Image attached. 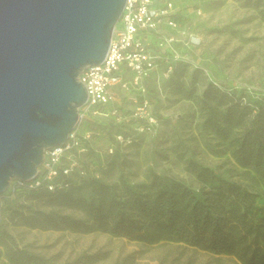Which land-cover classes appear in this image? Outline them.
Here are the masks:
<instances>
[{"label":"rangeland","instance_id":"obj_1","mask_svg":"<svg viewBox=\"0 0 264 264\" xmlns=\"http://www.w3.org/2000/svg\"><path fill=\"white\" fill-rule=\"evenodd\" d=\"M177 8L183 19L182 31L201 39L200 45L190 52L199 67L178 65L172 73L158 67L146 80L145 96L158 119L155 133L137 130L141 121L134 113L143 94L136 86L128 91L118 90L121 120L87 112L75 128L80 134L90 132L93 150L82 154L80 160L92 174L104 175L107 181L123 178L133 186L148 182L154 173L196 189L200 182L192 170L195 163L247 186L257 195V205L264 207L263 179L255 170L236 162L227 144L205 126L202 110L207 97H212L209 83L228 98L243 99V104L251 107L264 97V0H177ZM223 100L229 101L226 97ZM118 133L132 135L133 142L117 143ZM39 169L44 170L42 165ZM246 170H250V175H246ZM14 180L0 193V262L6 259L1 243L2 231H6L19 247L40 253L53 264H66L81 257L84 260L80 264H241L233 256L195 250L167 240L148 244L99 230L28 227L14 216L16 212L51 211L58 207L49 203V193L43 189L39 193L24 188L13 190ZM87 255L101 259L88 263Z\"/></svg>","mask_w":264,"mask_h":264},{"label":"trees","instance_id":"obj_2","mask_svg":"<svg viewBox=\"0 0 264 264\" xmlns=\"http://www.w3.org/2000/svg\"><path fill=\"white\" fill-rule=\"evenodd\" d=\"M174 18L183 20L181 15ZM208 87L212 97H207L202 109L205 126L227 144L240 166L255 170L264 182V97L251 107L243 104V99L228 98L213 83ZM85 168L86 175L78 170L69 176L61 172L58 180L67 184L63 188L43 189L49 193V203L58 209L20 211L14 216L31 228L99 230L148 244L167 240L233 256L241 264H264V207L257 205V195L242 183L222 178L195 163L192 170L200 182L196 189L154 173L148 182L131 186L123 178L107 181L104 175L96 176ZM245 173L250 175V170ZM2 233L6 259L0 264H53L50 258L19 247L6 231ZM99 259L97 255L85 258L88 263ZM83 260L81 257L66 264H80Z\"/></svg>","mask_w":264,"mask_h":264},{"label":"water","instance_id":"obj_3","mask_svg":"<svg viewBox=\"0 0 264 264\" xmlns=\"http://www.w3.org/2000/svg\"><path fill=\"white\" fill-rule=\"evenodd\" d=\"M126 0H0V193L31 179L87 98L82 70L103 62Z\"/></svg>","mask_w":264,"mask_h":264},{"label":"built area","instance_id":"obj_4","mask_svg":"<svg viewBox=\"0 0 264 264\" xmlns=\"http://www.w3.org/2000/svg\"><path fill=\"white\" fill-rule=\"evenodd\" d=\"M176 15H180L177 0H126L103 62L88 65L79 74V81L87 92L86 101L78 110L79 121L89 111L121 120L118 90L128 91L131 86H136L143 94L134 113V117L141 121L137 130L156 132L158 119L145 96L146 80L158 67H165L167 73L174 72L179 64L199 67L191 59L190 52L200 45L201 39L197 35L185 34L182 22L174 18ZM101 107L107 110H100ZM90 136V132L80 134L74 128L62 144L45 150L41 164L43 172L38 168L29 180L15 178L12 189L55 191L67 185L63 179L58 180L61 172L69 176L78 170L86 175L80 156L92 148ZM115 139L117 143L133 142L132 135L124 133L116 134Z\"/></svg>","mask_w":264,"mask_h":264}]
</instances>
